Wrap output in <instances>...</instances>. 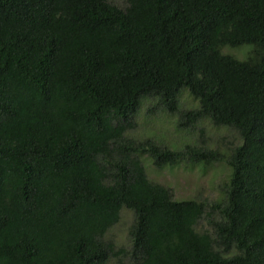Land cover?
<instances>
[{"label": "trees", "instance_id": "trees-1", "mask_svg": "<svg viewBox=\"0 0 264 264\" xmlns=\"http://www.w3.org/2000/svg\"><path fill=\"white\" fill-rule=\"evenodd\" d=\"M143 105L237 136L173 148L133 133ZM144 157L224 163L219 198ZM109 261L264 264V0H0V264Z\"/></svg>", "mask_w": 264, "mask_h": 264}, {"label": "rangeland", "instance_id": "rangeland-1", "mask_svg": "<svg viewBox=\"0 0 264 264\" xmlns=\"http://www.w3.org/2000/svg\"><path fill=\"white\" fill-rule=\"evenodd\" d=\"M245 49H236L239 58L245 57ZM151 100L152 102H156L155 99ZM181 101L185 102V105H191L193 103L191 98L186 94L182 96ZM145 105H150V103L147 102ZM145 105L141 106V110L135 117L136 129L133 133L140 135L145 132V134L154 137L155 140L161 141L173 148L180 147L179 145L182 142L189 140L188 137L192 138V142L199 139V129L204 125H206L204 136L209 140L215 141L225 136L226 140L229 141L237 136L224 128L220 129L213 126L207 120L201 123L202 126L198 125L194 129H179L177 126V116H173L167 111H162L160 107L157 108L159 110L146 112ZM143 164L148 177L170 187L176 200L193 199L195 196L209 201L213 198H219L220 193L217 187L225 179L227 173V167L224 163H215L208 166L181 163L173 166L155 168L151 160L144 157ZM131 219V211L124 209L120 214L119 224L110 230L109 235L117 244L127 242V230ZM198 227L205 229L208 227V224L201 221ZM107 264H114V262L109 261Z\"/></svg>", "mask_w": 264, "mask_h": 264}]
</instances>
